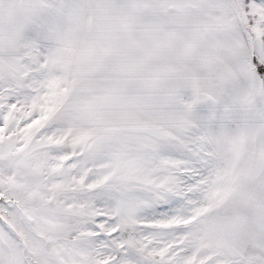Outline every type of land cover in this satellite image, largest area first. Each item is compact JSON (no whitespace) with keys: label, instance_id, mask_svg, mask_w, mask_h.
Returning <instances> with one entry per match:
<instances>
[{"label":"snow or ice","instance_id":"obj_1","mask_svg":"<svg viewBox=\"0 0 264 264\" xmlns=\"http://www.w3.org/2000/svg\"><path fill=\"white\" fill-rule=\"evenodd\" d=\"M0 264H264V0H0Z\"/></svg>","mask_w":264,"mask_h":264}]
</instances>
